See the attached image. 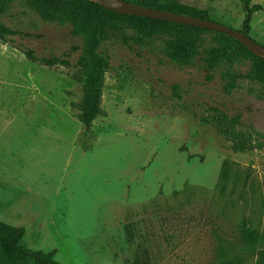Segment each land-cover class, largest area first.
Instances as JSON below:
<instances>
[{
    "label": "rangeland",
    "instance_id": "374dc122",
    "mask_svg": "<svg viewBox=\"0 0 264 264\" xmlns=\"http://www.w3.org/2000/svg\"><path fill=\"white\" fill-rule=\"evenodd\" d=\"M175 1L242 31L240 0ZM251 5L260 10L248 36L264 47V0ZM50 11L10 0L0 12L20 33L0 41V217L25 223L32 236L41 225L63 264H133L140 243L151 264H264V243L244 239L246 230L264 236V83L238 77L264 74V66L237 41L226 49L213 31L157 25L143 38L113 21L97 50L110 63L101 114L84 129L73 70L32 63L23 52L49 58L78 44ZM184 37L196 47L181 68L167 55H183ZM214 108L239 117L237 135H250L249 149L231 150Z\"/></svg>",
    "mask_w": 264,
    "mask_h": 264
},
{
    "label": "trees",
    "instance_id": "16d2710c",
    "mask_svg": "<svg viewBox=\"0 0 264 264\" xmlns=\"http://www.w3.org/2000/svg\"><path fill=\"white\" fill-rule=\"evenodd\" d=\"M10 0H0V12L6 8ZM128 3L136 4L150 9L172 12L179 15L196 17L208 20L207 11L196 6L182 4L175 0H123ZM244 11L242 23L243 33L248 35L250 31V22L252 14L260 10L258 5H251L252 0H240ZM37 7L43 8L46 12L51 10V18L54 22L70 27V35L78 40V44L73 45L69 52L61 56L38 57L32 49L23 50L27 60L32 63H38L46 67L61 66L70 70L71 78L80 86V99L75 109L77 110V120L84 129L92 128L95 120L101 114V101L103 96V86L105 74L110 68L109 59L98 53V47L101 34L106 32L108 27L114 26V22L128 23L135 30L136 34L143 38H150L155 34L156 26L163 25L172 30H179L181 33L189 30H201L195 27L169 23L143 17L123 15L109 11L89 0H36ZM39 9V8H38ZM115 16V17H109ZM165 28L166 30H168ZM218 33V32H216ZM20 33L7 28L0 22V41L2 44H8L6 37H15ZM226 38L224 47L230 50V43L236 42L225 34L218 33ZM124 43L128 45L129 50L134 48L129 45L131 39L124 37ZM183 55H167L168 59L181 68L189 67L194 58L196 41L184 37ZM243 48V46H241ZM243 51L247 52L257 61V64L264 66V59L257 57L249 52L245 47ZM206 63L211 67L209 60ZM248 80H259L264 83V74L259 71H250L244 76H238ZM173 95L182 100L179 94V88L173 87ZM217 115L214 118L217 122V128L222 136L232 142L231 150L233 152H242L251 147L250 135L244 139H239L236 127L240 124L239 117L228 118L226 114L218 109H212ZM258 134V133H257ZM264 139L263 134H258ZM95 140L88 148H81L82 151H89L93 148ZM222 165L220 180L224 181L226 172ZM24 228L9 226L0 221V251L3 253L7 264H60L54 259L55 250L48 253L30 249L24 242ZM244 239L251 246H257L264 243V236L253 234L250 230L244 232ZM133 264H151V257L147 246L143 243L137 245L134 249Z\"/></svg>",
    "mask_w": 264,
    "mask_h": 264
},
{
    "label": "water",
    "instance_id": "95a60500",
    "mask_svg": "<svg viewBox=\"0 0 264 264\" xmlns=\"http://www.w3.org/2000/svg\"><path fill=\"white\" fill-rule=\"evenodd\" d=\"M97 5L112 11L114 13L130 15L136 17H143L169 23L195 27L208 31L218 32L227 35L243 45L248 51L257 57L264 59V47L252 40L247 34L241 31H235L225 26L216 24L206 19L179 15L172 12L155 10L139 6L136 4L128 3L123 0H89Z\"/></svg>",
    "mask_w": 264,
    "mask_h": 264
},
{
    "label": "crops",
    "instance_id": "0c3cea01",
    "mask_svg": "<svg viewBox=\"0 0 264 264\" xmlns=\"http://www.w3.org/2000/svg\"><path fill=\"white\" fill-rule=\"evenodd\" d=\"M60 212H62V211H60ZM0 221L9 225V226H12V227L24 228L26 230L25 234H24V239L26 240L27 244L29 245L30 249H32V250L42 251V252L48 253V252L52 251L53 248H57V246H55V247L46 246V244H47L46 237H48V236H47L46 230H43L41 225H38L36 227V230H38V233H35V235L32 236L30 233L31 231L29 230L30 227H28L25 223L18 225L16 223H12V222L8 221L6 218H2V217H0ZM54 259L57 262H59L60 264H63L57 258V256H54Z\"/></svg>",
    "mask_w": 264,
    "mask_h": 264
}]
</instances>
